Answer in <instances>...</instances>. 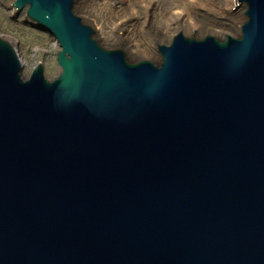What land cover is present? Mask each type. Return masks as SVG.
<instances>
[{"label":"water","instance_id":"95a60500","mask_svg":"<svg viewBox=\"0 0 264 264\" xmlns=\"http://www.w3.org/2000/svg\"><path fill=\"white\" fill-rule=\"evenodd\" d=\"M75 1L12 4L59 43L54 79L0 36V264H264V0L160 63Z\"/></svg>","mask_w":264,"mask_h":264},{"label":"rangeland","instance_id":"374dc122","mask_svg":"<svg viewBox=\"0 0 264 264\" xmlns=\"http://www.w3.org/2000/svg\"><path fill=\"white\" fill-rule=\"evenodd\" d=\"M14 1L0 0V36L7 40L9 37L17 40L12 43L20 57L27 61L23 69L26 77L31 75L36 63L41 62L45 75L49 79L56 78L62 71L57 60V53L61 49L59 43L53 34L28 17L27 8L21 11L15 9L12 5ZM109 2L110 4L102 7L94 0H76L75 12L94 29L92 20L94 18L103 20L107 33L112 37L104 39L95 31V38L106 48L124 49L133 62L149 59L160 63L162 54L159 45L169 44L180 31L196 38H203L207 34L220 39H225L227 34L238 36L241 34L242 24L247 19L245 2L236 4V0H109ZM82 3L88 5L92 16L82 9ZM178 10L182 15L178 23L189 17L192 22L202 23L203 27L192 34L183 30L168 33L178 24L172 16V12ZM238 10L242 11L241 17L245 18L242 22L240 16L235 14ZM119 16L130 17L128 21L130 31L127 28L123 29L122 25L121 28L114 25ZM208 27L215 32H206L205 29ZM151 53L152 57H142Z\"/></svg>","mask_w":264,"mask_h":264},{"label":"bare ground","instance_id":"6f19581e","mask_svg":"<svg viewBox=\"0 0 264 264\" xmlns=\"http://www.w3.org/2000/svg\"><path fill=\"white\" fill-rule=\"evenodd\" d=\"M94 1L99 6H102V7L107 6L108 4H110L109 0H94ZM81 7H82V9L86 10V13H88L90 16H92L91 15V11L88 10L89 8H88V5L86 3H82ZM15 9H18V8L15 7ZM235 14H236V16H240L241 22L245 20V18L241 17V14H242V11L241 10H238ZM172 16H173V20L178 23L179 22V19H181V16H182L181 15V11L178 10V11L172 12ZM129 20H130V17L129 16H125V17L119 16L118 20H116V22H114V25L116 27H120L122 25L123 29L127 28L130 31L131 28L129 27V24H128V21ZM92 22H93V25L95 27L94 30L97 32V34L100 37H102L104 39H109V38L112 37L111 34L107 33V31H106V29L104 27V21L103 20H98V18H94V20H92ZM202 27H203L202 23L196 22V21L195 22H192L189 19V17H188V18H185V20L182 23L180 22L176 26H174L173 29H170V31L168 33L173 34V33H176L179 30H183V31H185L187 33H191L192 34V33L196 32L197 29H200ZM194 29H196V30H194ZM205 30H206V32H209V33H211V32L214 33L215 32L214 29H212L210 27L206 28ZM8 40L11 41V42L17 41L13 37H9ZM142 57L143 58H145V57L146 58L147 57H152V53L151 54L144 55V56L142 55ZM21 59L23 61V64L25 65L27 61L23 57Z\"/></svg>","mask_w":264,"mask_h":264}]
</instances>
